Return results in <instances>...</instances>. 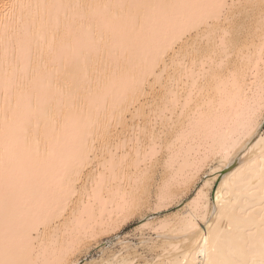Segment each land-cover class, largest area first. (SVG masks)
<instances>
[{"label":"bare ground","instance_id":"1","mask_svg":"<svg viewBox=\"0 0 264 264\" xmlns=\"http://www.w3.org/2000/svg\"><path fill=\"white\" fill-rule=\"evenodd\" d=\"M214 3L241 0H0V167L8 178L7 188L0 178V261L55 264L62 257L60 247L29 241L28 220L60 197V177L87 139L91 158L73 174L77 194L70 209L79 218L80 239L68 259L142 208L185 201L196 172L211 158V173L195 194L155 224V263L264 264L262 49L248 58V71L229 70L226 42L212 35L216 29L201 28L169 57L162 83L159 73L151 76L157 87L138 101L141 116L133 119L134 106L120 120L126 88L151 67L175 30L196 23ZM97 116L121 123L119 132L113 125L100 160L89 136ZM145 127L156 128L154 139L142 133ZM152 159L159 160L160 175L146 188L145 161ZM95 161L101 165L93 169ZM71 243L65 240L64 248ZM129 250L98 264H134Z\"/></svg>","mask_w":264,"mask_h":264},{"label":"snow or ice","instance_id":"2","mask_svg":"<svg viewBox=\"0 0 264 264\" xmlns=\"http://www.w3.org/2000/svg\"><path fill=\"white\" fill-rule=\"evenodd\" d=\"M6 8L9 6H5ZM13 9L20 7H32L31 5H11ZM37 8L45 7L44 5H37ZM64 7V6H55ZM82 7V6H77ZM160 8L168 7H180L178 5H159ZM205 7L211 10L200 16L199 20L194 24L181 26L178 30H175L171 38L157 50L155 54V59L151 67L139 78L134 79L132 84L126 88L123 96L118 101L120 120L122 121L126 115L125 109H132L135 106V114L133 119L140 117L142 114V109L138 106V101L142 100L144 97L149 95L148 89L157 87V84L153 83L151 76L156 73L160 74L161 83L162 77L167 71L169 57H174L177 54L179 46L182 45L185 40L193 33H199L201 28L216 29V31L223 32L221 37L222 44L225 43V37L230 34L229 25H232L237 20L238 16L243 17V12H238V9H244L248 7L243 0L239 5L237 4H226V3H214L207 5ZM7 16V12L4 13ZM23 19V17H22ZM41 24H43V19L41 18ZM30 23L34 26L36 24V18L32 17ZM261 23L264 25V0H261ZM59 20L56 22V29L59 30ZM264 40V36H262ZM182 51V49L180 50ZM151 74V75H150ZM152 105L148 104L147 107ZM183 115V113H181ZM149 120L152 117V113H147ZM117 132L121 130V123L116 122L115 116L111 119L105 117L101 121L100 117L97 116L96 129L95 132H90L91 144L93 150L97 151V156L99 159H103L100 153L103 152L104 147L110 143L113 136V125ZM142 133L147 137L149 135L154 139L156 136V128L153 127L151 132H149L148 127L143 128ZM160 138L163 139L167 135L166 128L161 124L159 131ZM139 136V133H137ZM139 142V141H138ZM100 145L97 149L96 146ZM6 152L9 148L6 146ZM91 158V153L88 150V140L85 139L82 143L80 149L78 150L77 158L73 162L71 168H66L64 175L60 177L59 189L60 197L52 202L45 204L40 210L34 212L28 220V239L33 244H40L41 246L45 244H53L56 247L61 248L62 257L58 259L55 264H73V262L68 259V256L75 250V242L80 239L78 234L79 228V218L72 209L74 202V197L77 194L76 191V181L73 178V174L80 175L81 169L87 165L88 159ZM146 164L149 165V172L146 173V184L148 187L152 177V170L159 165L158 159H152L151 161L146 160ZM5 169L0 167V178L4 180V187H8V178L5 173ZM7 194V193H6ZM71 240L72 243L69 247L64 248V241ZM0 264H12L10 261H0Z\"/></svg>","mask_w":264,"mask_h":264},{"label":"rangeland","instance_id":"3","mask_svg":"<svg viewBox=\"0 0 264 264\" xmlns=\"http://www.w3.org/2000/svg\"><path fill=\"white\" fill-rule=\"evenodd\" d=\"M248 4L251 6L253 5L251 4V2H248ZM251 6H248V9L244 8L245 10L243 9V11L238 10L239 12H243V17L240 18L238 16L235 23L228 26L230 29V34L225 37L226 43L224 45V50L226 51V53L223 61L225 68L229 70L241 69L243 71H248V64L246 62L248 61L249 57L252 58L256 56L259 48H261L262 50L261 59L258 60V68L264 70V40H262V36H264V25H262L261 23V5H257L258 7L255 6V8L254 6L250 8ZM216 33V35H212L215 37L217 35L218 37L223 36V32ZM219 34H222V36ZM218 37H216V39ZM259 124L260 131L263 132L264 118L260 121ZM97 159L99 158L97 157ZM208 159L210 160H208L209 163H207V165L205 164V166H203L196 172L195 176L192 179V182L197 181V183L193 184L191 191L188 192L187 197L183 200L187 201L188 199H190L195 194L196 189L203 183V181L207 177H209L211 173V165L215 163V160L211 158ZM99 162L100 161H95L92 163V165L94 166L93 169L100 167L101 163L99 165ZM160 169V167L154 168L152 170V175H160ZM219 175L220 174H218L217 177L221 179L222 177ZM75 199L76 196L74 198V201ZM185 201H181L180 203H177V205L161 207L157 209H150L148 206V208H142L132 215H128L127 218L123 217L124 219H120L118 223H116V225H114L113 227L104 231H100V233H96L93 238L89 239L90 241L87 240V244H85L80 250L76 251L75 254L71 256L72 262L74 264H98V262L101 261L103 262L105 260H111L112 256L115 253V255H117L118 253H124L126 249L130 248L132 251L129 250V252L132 255L129 252L127 254L129 256H134V264H156L155 261L158 258L156 257V253H158L159 249L154 247V244L152 246L150 242L151 240H160L159 234L156 232V230H154V228L156 227L155 224L160 218H166L168 216L170 217L174 211L182 207ZM210 210L211 207L209 209L208 216L210 214ZM142 221H150V224L142 228L137 227V225ZM144 243L147 244V246Z\"/></svg>","mask_w":264,"mask_h":264}]
</instances>
